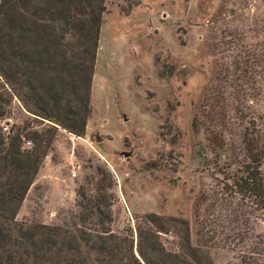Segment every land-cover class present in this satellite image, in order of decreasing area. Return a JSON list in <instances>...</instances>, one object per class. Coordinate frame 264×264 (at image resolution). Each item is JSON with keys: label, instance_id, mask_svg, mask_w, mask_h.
I'll use <instances>...</instances> for the list:
<instances>
[{"label": "rangeland", "instance_id": "1", "mask_svg": "<svg viewBox=\"0 0 264 264\" xmlns=\"http://www.w3.org/2000/svg\"><path fill=\"white\" fill-rule=\"evenodd\" d=\"M90 107L84 135L57 129L16 220L71 223L84 192L135 255L154 214L168 252L188 235L212 264H264V217L225 185L246 129L264 142V0H104ZM9 109L7 128L48 126L16 98Z\"/></svg>", "mask_w": 264, "mask_h": 264}, {"label": "trees", "instance_id": "2", "mask_svg": "<svg viewBox=\"0 0 264 264\" xmlns=\"http://www.w3.org/2000/svg\"><path fill=\"white\" fill-rule=\"evenodd\" d=\"M103 11L104 0H0V264H212L188 235L180 253L166 251L157 234L161 219L154 214L136 226L135 255L132 235L113 233L109 213L84 192L79 195L86 203L77 202L71 223L16 220L57 129L85 134ZM14 98L48 126L7 128ZM193 127L201 133L196 119ZM207 140L225 152L214 131ZM242 145L240 173L225 185L264 217V142L246 129Z\"/></svg>", "mask_w": 264, "mask_h": 264}, {"label": "water", "instance_id": "3", "mask_svg": "<svg viewBox=\"0 0 264 264\" xmlns=\"http://www.w3.org/2000/svg\"><path fill=\"white\" fill-rule=\"evenodd\" d=\"M53 125H55V124H53ZM129 155H130L129 153H126V154H125V156H129ZM137 256H138V254H137Z\"/></svg>", "mask_w": 264, "mask_h": 264}]
</instances>
